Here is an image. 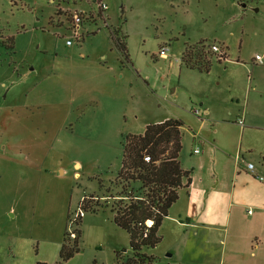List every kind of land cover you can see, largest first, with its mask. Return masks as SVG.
I'll return each mask as SVG.
<instances>
[{
  "label": "rangeland",
  "instance_id": "1",
  "mask_svg": "<svg viewBox=\"0 0 264 264\" xmlns=\"http://www.w3.org/2000/svg\"><path fill=\"white\" fill-rule=\"evenodd\" d=\"M104 1L108 27L97 23L95 29V21L87 20L93 31L73 39L70 47L65 43L64 20L73 11L90 8L89 0H0V35L12 39L11 47L0 44V264L55 262L64 234L72 239L69 226L74 232L80 228V246L63 264H115L117 253L121 258L131 255L129 236L114 224L108 207L84 211L80 224L78 217L69 225L81 197L92 195V203L110 204L109 192L119 189L99 180V191L92 192L97 182L92 176L115 177L124 135L142 133L143 119L178 118L182 139H190L204 118L202 106L186 94L179 92L174 103L164 83L153 87L156 92H147L146 84L134 82L139 117L129 111L128 126L122 128L128 132L119 137L115 128L90 121L93 109L85 97L98 49L106 53L100 64L116 57L114 48L108 47L109 31L118 28L125 35L128 57L134 62L133 67L118 66L117 81L121 70L140 75L142 82L145 73H164L166 66L157 56L163 42L170 54H178L184 42H218L215 38L226 41L233 51L241 44L245 58L262 53L251 38L260 27L264 33V0ZM107 131L111 140L99 144L97 137H106ZM74 159L81 163L80 177L72 175ZM34 171L36 175L31 174Z\"/></svg>",
  "mask_w": 264,
  "mask_h": 264
},
{
  "label": "crops",
  "instance_id": "2",
  "mask_svg": "<svg viewBox=\"0 0 264 264\" xmlns=\"http://www.w3.org/2000/svg\"><path fill=\"white\" fill-rule=\"evenodd\" d=\"M55 19L56 26L62 27L63 23ZM96 23L99 21L93 24ZM83 28L88 33L93 31L85 21ZM254 35L251 39L256 49L262 50L261 54L255 53L260 55V62L254 57L245 58L241 44L238 51H233L226 41L215 38L218 42L211 44L219 50L225 46V57L213 59L207 72L181 63L182 45L178 54L168 51L166 56L157 55L166 66L164 73L155 72L152 76L145 73L143 82L140 75L135 77L121 69H118L122 71L120 81L115 80L119 65L133 67L134 62L120 63L114 49L115 61L100 64L99 59L105 63L106 53L98 49L89 81L90 91L85 97L91 100L90 121L96 126L113 127L119 137L129 131L122 130L128 126L129 111L133 112V118L139 117L134 106L138 99H134L137 87L134 82L146 84L147 92H156L153 87L164 83V88L170 89L174 96V103L181 92L202 106L204 118L190 139H182L179 155L181 167L189 172L190 183L179 189L177 199L159 226L160 242L149 251L157 257L155 264H264V181L256 177L264 175V33L261 27ZM107 38L108 47H113L109 35ZM80 72L85 74L82 69ZM147 122L143 119L136 125H143L144 129ZM111 134V131L104 133L108 139L103 134L98 136V143L111 140ZM246 162L254 164L257 174L247 171ZM72 167H75L72 175L80 177V161L74 159ZM36 171L31 174L36 175ZM103 176H92L97 179L92 192L99 191V180L114 178V175Z\"/></svg>",
  "mask_w": 264,
  "mask_h": 264
},
{
  "label": "trees",
  "instance_id": "3",
  "mask_svg": "<svg viewBox=\"0 0 264 264\" xmlns=\"http://www.w3.org/2000/svg\"><path fill=\"white\" fill-rule=\"evenodd\" d=\"M108 35L119 62L131 64L125 35L118 28L109 31ZM211 43L204 39L194 43L184 42L181 63L187 68L207 72L213 59L219 60L217 53L210 49ZM0 44L11 47L12 39L0 35ZM225 48L221 46L222 58L225 57ZM182 124L178 118L167 117L159 122H148L142 133L125 134L120 168L110 181L112 186L119 188L115 193L109 192L111 203H100L98 200L92 203L89 200L93 199L92 195L90 198L84 196L79 202L78 208L83 212L108 207L114 224L127 232L131 255L121 258L117 253L115 264H152L155 260L143 249L153 248L160 242L158 229L168 208L177 199L179 189L190 183L189 172L181 167L179 161ZM147 220L149 225L145 223ZM75 233L71 241L64 234L58 260L53 263L37 261L35 264H63L71 258L79 251L80 228L75 229ZM93 264H96L95 261Z\"/></svg>",
  "mask_w": 264,
  "mask_h": 264
},
{
  "label": "built area",
  "instance_id": "4",
  "mask_svg": "<svg viewBox=\"0 0 264 264\" xmlns=\"http://www.w3.org/2000/svg\"><path fill=\"white\" fill-rule=\"evenodd\" d=\"M87 2V1H86ZM89 2L91 3L90 8H87L85 10H80V11H73L70 14V18L69 19H65V31H67V35L65 34L66 37V45H71L72 44V40H79L83 37L84 33L88 32V30L84 29V21L86 22L87 20H98L99 23H101V27H108V17H107V10H108V5L106 4V2L104 0H89ZM88 3V2H87ZM63 10V9H62ZM93 26H95V29H98V24H94ZM62 28V27H61ZM210 49L217 53L218 56L217 58L220 59L222 51L219 50V47L215 44H211ZM168 45L164 44L161 45L158 49V56H166L168 54ZM255 60L257 61H261V57L260 55H255ZM194 114L200 115L199 110L198 109H194L192 110ZM239 123L241 124L242 121L239 120ZM195 152H197L198 150L195 149ZM145 159L147 160L148 157H145ZM238 159V156H237ZM245 167L247 169V171H249L250 173L253 174H257L255 171V166L252 162H246ZM256 177H258L260 180L264 181V175L261 174H257ZM84 214V212L78 208L77 211L74 213L72 219L69 221V225L74 224V222L76 221V219L78 217H81ZM150 222L147 224L149 225ZM69 230L67 231L68 236L70 238H74L75 237V232L71 231L70 226L68 228Z\"/></svg>",
  "mask_w": 264,
  "mask_h": 264
},
{
  "label": "water",
  "instance_id": "5",
  "mask_svg": "<svg viewBox=\"0 0 264 264\" xmlns=\"http://www.w3.org/2000/svg\"><path fill=\"white\" fill-rule=\"evenodd\" d=\"M146 223H149V221L147 220Z\"/></svg>",
  "mask_w": 264,
  "mask_h": 264
}]
</instances>
